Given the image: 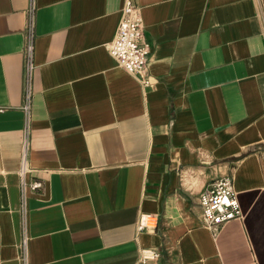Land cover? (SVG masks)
<instances>
[{
    "label": "crops",
    "instance_id": "obj_1",
    "mask_svg": "<svg viewBox=\"0 0 264 264\" xmlns=\"http://www.w3.org/2000/svg\"><path fill=\"white\" fill-rule=\"evenodd\" d=\"M124 1L36 0L27 114L32 0H0V264L24 235L27 264H264V0H133L148 88L108 51ZM228 178L245 217L211 229L200 194Z\"/></svg>",
    "mask_w": 264,
    "mask_h": 264
},
{
    "label": "built area",
    "instance_id": "obj_2",
    "mask_svg": "<svg viewBox=\"0 0 264 264\" xmlns=\"http://www.w3.org/2000/svg\"><path fill=\"white\" fill-rule=\"evenodd\" d=\"M35 11L36 0H32L27 25L28 44L25 50L26 105L24 111L29 114L33 95V82L37 69L35 62ZM110 55L118 66L135 76L145 88L151 87L149 63L151 46L147 40L142 8L133 0H125L121 9V18L114 39L108 45ZM27 165V143L22 151V162L19 171L22 196L23 216L25 220L26 193L29 188L36 190L40 183L29 184ZM200 205L203 221L211 229H219L234 220H243L245 215L240 206L234 182L231 179H221L208 185L200 194ZM157 218L154 215L142 214L138 221V230H155ZM21 259L27 264L28 237L24 235L21 242ZM145 260L159 257V253L151 250L143 252Z\"/></svg>",
    "mask_w": 264,
    "mask_h": 264
}]
</instances>
